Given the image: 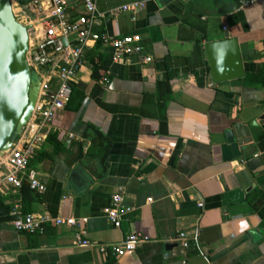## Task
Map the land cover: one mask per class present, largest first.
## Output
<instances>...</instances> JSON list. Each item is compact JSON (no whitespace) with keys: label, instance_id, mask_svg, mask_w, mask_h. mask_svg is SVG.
<instances>
[{"label":"crops","instance_id":"obj_1","mask_svg":"<svg viewBox=\"0 0 264 264\" xmlns=\"http://www.w3.org/2000/svg\"><path fill=\"white\" fill-rule=\"evenodd\" d=\"M135 1L145 3L136 14L99 18L95 28L139 34L142 52L116 63L99 45L97 77L88 59L96 44L87 50L29 162L45 191L0 192V264H264V86L212 83L204 49L236 37L245 74L258 72L264 0H95L99 12ZM118 188L135 209L116 228L102 210ZM24 213L86 217L91 245L80 246L71 226L20 232L12 221ZM181 231L190 248L179 245ZM129 232L148 240L119 257L98 250Z\"/></svg>","mask_w":264,"mask_h":264},{"label":"built area","instance_id":"obj_2","mask_svg":"<svg viewBox=\"0 0 264 264\" xmlns=\"http://www.w3.org/2000/svg\"><path fill=\"white\" fill-rule=\"evenodd\" d=\"M256 1L240 0V6H249ZM10 2L18 21V12L29 17V24H26L30 26L27 30L26 58L30 69L40 78V89L31 118L23 129L22 134L28 136L23 140L18 139L5 160L0 161V167L5 168L3 171L0 168V192L4 187L20 191L26 182L29 189L42 193L46 189L45 183L35 169L29 168V162L44 143V129L69 102L79 69L86 61L87 50L98 43L100 46H110L113 50V61L116 63L142 52L139 34L109 36L95 28L96 21L107 16L116 17L122 12L136 14L143 9L145 3L135 1L99 12L95 0H30L24 6L17 0ZM261 17L264 22V11ZM143 60L150 61L151 56L147 54ZM134 209L132 204L126 202L125 190L118 188L111 195V203L103 208L102 214L113 227L118 228L127 214ZM86 221V217L76 219L73 216L48 217L24 213L14 219L12 224L20 232L41 231L44 224L75 227L79 245L90 246L91 243L83 238ZM176 239L182 248L191 247L187 232H179ZM147 240L148 237L139 232H129L119 242L98 244L97 247L100 252L109 250L111 254L119 257L134 251Z\"/></svg>","mask_w":264,"mask_h":264},{"label":"water","instance_id":"obj_3","mask_svg":"<svg viewBox=\"0 0 264 264\" xmlns=\"http://www.w3.org/2000/svg\"><path fill=\"white\" fill-rule=\"evenodd\" d=\"M29 28L15 18L10 0H0V161L22 135L40 89V78L30 69L26 58ZM204 49L212 83L245 76L236 37L225 34L219 40L207 42ZM225 135L232 141L230 130Z\"/></svg>","mask_w":264,"mask_h":264},{"label":"trees","instance_id":"obj_4","mask_svg":"<svg viewBox=\"0 0 264 264\" xmlns=\"http://www.w3.org/2000/svg\"><path fill=\"white\" fill-rule=\"evenodd\" d=\"M99 43L96 44L95 48L93 50H90L88 52V59L93 65V75L94 76H101L102 75V70L99 68V54L97 52V48L99 47ZM243 82L245 84H253V85H261L264 86V63L262 64L260 70L258 72H248L245 74V76L242 78ZM28 185L26 182L23 183L22 188L20 189L22 195H25L27 191H29ZM50 226L52 224H44L43 225V230L41 231H33V232H25L28 234H33L34 236L38 235L39 233H43L49 230Z\"/></svg>","mask_w":264,"mask_h":264},{"label":"rangeland","instance_id":"obj_5","mask_svg":"<svg viewBox=\"0 0 264 264\" xmlns=\"http://www.w3.org/2000/svg\"><path fill=\"white\" fill-rule=\"evenodd\" d=\"M29 1H30V0H28V1H26V2H22L21 0H17V2H18L20 5H23V6H24V5H27V4L29 3ZM17 15H18V18H19L21 21H23V20H24L23 17L26 16V15H24L23 12H18Z\"/></svg>","mask_w":264,"mask_h":264}]
</instances>
